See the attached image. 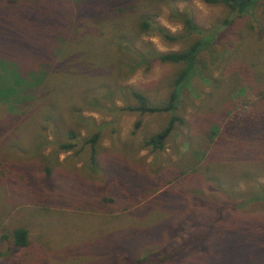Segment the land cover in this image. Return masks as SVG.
Returning a JSON list of instances; mask_svg holds the SVG:
<instances>
[{
    "label": "rangeland",
    "instance_id": "374dc122",
    "mask_svg": "<svg viewBox=\"0 0 264 264\" xmlns=\"http://www.w3.org/2000/svg\"><path fill=\"white\" fill-rule=\"evenodd\" d=\"M110 1L0 0V85L8 86L15 76L36 82L24 100L21 94L8 97L0 91V264H264V232L255 230L264 207L246 202L256 188L264 187V159H247L251 143L256 144L252 137L260 134L248 133L247 124L263 121H249L245 111L256 93L264 91L261 8L234 18L218 42L200 53L198 73L178 97L175 116L182 124L175 123L162 151L151 153L141 144L165 127L168 114L98 112L82 102L78 107L84 121L65 120L78 132L76 145L58 153L56 143L66 139L43 119L51 98L40 99L36 84L44 78L58 82L62 102L57 105L66 112L69 98L80 91L77 87L88 91L104 83L98 72L105 52L113 49L109 19H122L124 44L139 49L149 43L159 53L180 51L197 38L186 37L166 4L155 11L143 0ZM100 2L109 3V14L100 13ZM169 4L202 30L213 31L229 19L220 5L200 0ZM152 11L157 13L153 19L177 37L175 43L136 29V19ZM178 69L154 64L124 81L109 74L104 84L112 91L129 87L151 105H160ZM113 100L115 107L123 106ZM99 125L97 158L90 164L84 141ZM226 125L232 132L224 141L218 133ZM41 141L52 145L42 148ZM178 171L195 174L184 182L188 198L179 197L180 186L172 182L167 187L177 196L161 191L134 201L141 191L163 185ZM102 197L111 203L103 207ZM219 206L221 216L214 220ZM15 229L26 231L25 247L13 246Z\"/></svg>",
    "mask_w": 264,
    "mask_h": 264
},
{
    "label": "trees",
    "instance_id": "16d2710c",
    "mask_svg": "<svg viewBox=\"0 0 264 264\" xmlns=\"http://www.w3.org/2000/svg\"><path fill=\"white\" fill-rule=\"evenodd\" d=\"M8 1L15 3L22 0ZM107 1L112 3V1L110 0ZM172 1L174 0H143V4H145L146 8H150L155 11H157V8L160 4H166L167 6H169L170 16L177 20L182 25L183 30L187 33L186 37L196 35L197 38L189 42L180 51L159 53L156 52L149 43H144L142 49H139L135 48L129 43L128 46L127 44H124L126 43L124 40L125 35L121 33V29L123 28V26L119 24V22H122V19H109L111 21H109L108 23L110 24L112 33L108 37V39H110L108 41V44L113 46V49H111V52L108 54L105 52L106 57L102 62L104 64V67H100V71L98 72L100 76H102L104 80L103 82L108 83L110 77L109 74L115 75V78L120 81H124L136 71L140 69L146 71L150 69L154 64L178 65L179 69L176 71L172 78L171 87L169 89L167 99L163 104L151 105L144 95L129 87H118L115 89V91H112L109 89L107 84L100 83V86H98L97 88H91L88 91H86L88 87H77L80 90L76 92L78 94L77 97L69 98V104L68 106L65 105L64 109V111L66 112H62L57 105L62 102L60 101L61 95L56 90L59 88L58 82L51 81V83H47V78H44L36 84V88L40 89L41 92L40 99H43L46 96H49L51 98L49 99L47 106L45 105L46 113L43 116V119H45V121L54 129V132L56 134L62 133L66 139L65 141L63 140L62 142L56 143L55 148L57 149L58 153L70 152L76 145L73 141L77 138L78 132L77 130L75 131V129L70 126L68 122H65V120H67L68 117V119L76 122L84 121L82 119V116L79 114V111H81L79 107L82 106V102H85L84 106L86 109L95 110L98 112L103 110L110 113L129 112L137 113L138 116L162 113L168 114L169 119L165 127L156 134L150 135L149 137L144 139L141 144V149L148 150L151 153L162 151L164 148L165 140L172 132L175 123L182 124V119L175 116L178 97L181 90L190 81L191 77L198 73L197 64L200 53L202 51H206L207 49H211V47L218 42L217 40L219 34L221 33V31H224V29L232 24V20L234 18L238 19L239 17H242L258 6L261 8L260 12L262 16H264V0H200L205 5L222 6L229 15V19H224L216 29H214L213 31H206L199 29L193 23L191 18L185 13L179 12L175 8L170 7L169 3H172ZM108 6L109 3L100 2V8L102 9L100 10V13L109 14L110 12L108 11ZM155 11H152V15L145 13L140 18L136 19L134 23L136 29L148 36H157L163 42L169 44L175 43L177 41V37L170 35L165 28L160 26L153 19L157 17V13H155ZM109 24H107V26H109ZM35 83L36 82H34L31 77L22 78L19 76H15L12 77V80L11 78L9 79L8 86H4V83H2V85H0V91L7 93L8 97L21 94L23 96L22 100H24L26 98L25 95L29 91L28 88L34 86ZM25 89L28 90L23 92ZM16 90H18V92L16 95H14V92ZM256 96L257 99L252 102L248 108H245V111L248 114L249 121H252L255 118L260 122L263 121L262 125L257 123L253 124L252 122H250L252 125H250L249 123L247 124L248 133L252 135L256 130H258L260 133L258 136L252 137V139L256 141V144L251 143L249 147V150L252 152V154L249 153L247 159L250 162H256L264 159V91L257 92ZM114 98L115 100L120 101L123 106L115 107L112 103L114 101ZM75 99L78 100L75 101ZM130 101L132 104L130 103ZM103 102L107 103L109 107L105 106ZM73 121L69 122L73 123ZM138 126L139 121H136L134 123V128ZM45 127L46 126L42 127V129H44ZM228 127V125H226V129L224 126L221 127L218 133V136L224 141L227 138L226 135H229L230 132H232V130H230V128ZM94 128H96L95 131L89 136L88 139L84 141V144L89 146L88 160L90 164H92L94 160L96 161L97 158L95 144L97 143L102 125L94 126ZM259 129H261L262 132H260ZM210 134L215 135L216 133L214 131H210ZM49 145H52V143L41 141L42 148L43 146L46 147ZM48 168L49 167L47 165H44L42 168L46 178L50 176ZM192 174H194L192 171H190V173L178 171L176 172L175 176L165 181L163 185L152 188L149 191H141V193L136 196V199L134 201H136V203H141L143 200L151 198L161 191H165V196H177V192L173 193L170 188L167 187V185L171 184L172 182H177L180 186L178 196H181L182 198H188V185H186L184 182L189 180V178L191 177L190 175ZM23 182L24 181L22 179L21 183L23 184ZM196 183L197 182L194 181V183H191V186H195ZM253 192V194L247 197L246 202L258 201L257 203L264 207V187H258ZM191 199L197 201L198 197H194ZM100 200L103 207H105V203H111V199H106L105 197H102ZM222 206L224 205H221V207ZM207 207L210 206L207 205ZM219 210L220 206L215 208L216 217H214V220L221 216ZM211 226L212 224L209 223L207 227L210 228ZM255 230L264 232V218L262 219L259 227ZM11 235L14 247H25L26 231L24 229H15L12 231Z\"/></svg>",
    "mask_w": 264,
    "mask_h": 264
}]
</instances>
